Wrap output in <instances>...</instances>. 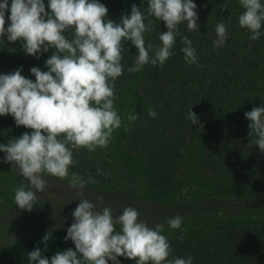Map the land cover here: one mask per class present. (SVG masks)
<instances>
[{
    "label": "clouds",
    "instance_id": "9594fccd",
    "mask_svg": "<svg viewBox=\"0 0 264 264\" xmlns=\"http://www.w3.org/2000/svg\"><path fill=\"white\" fill-rule=\"evenodd\" d=\"M239 4L244 9L238 17L239 26L251 33L250 40H257L264 25V3L239 0ZM196 8L193 0H148L146 11L133 4L130 15H122L115 23L107 19L108 9L98 0H48V11L43 0H11L10 8L8 0L0 3V37L6 36L10 43L21 41L23 51L37 59L49 48L55 49L45 61L47 71L30 69L35 82L21 75L22 67L0 74V116L10 115L16 126L32 130L0 144V152L5 154L2 162L10 164L11 170L23 178L14 194L20 210H33L38 194L48 187L45 173L62 180L68 178V186L84 196L86 185L95 181L76 173L70 175L69 168L75 163L73 150L107 148L114 131L122 126V117L114 107V82L123 74L124 42L131 41L137 50L129 72H138L149 63L162 66L172 55L180 34L178 26L186 22L189 31L200 27ZM6 11L10 12L7 28ZM150 17L163 21L167 29L159 35L161 46L151 56L153 46L146 47L144 38L152 30ZM68 32L73 33L71 39L65 35ZM215 33L213 47H223L228 38L226 26L218 23ZM181 41L185 61L200 67L192 41L186 36ZM148 115L155 117L152 108ZM244 116L249 121L248 138L264 153V104ZM138 118L137 113H130L127 121ZM188 119L192 125L200 123L191 109ZM99 200L102 202V197ZM71 215L73 223L64 240H71L75 250L59 251L49 259L36 247L27 253L29 264H120L118 257L135 264H192L194 259H169L171 247L162 234L164 225L150 227L138 219L139 212L132 207H125L114 217L111 208L97 211L96 204L80 199ZM181 224L180 215L167 220L173 230ZM51 231H46L40 241L45 251Z\"/></svg>",
    "mask_w": 264,
    "mask_h": 264
},
{
    "label": "trees",
    "instance_id": "16d2710c",
    "mask_svg": "<svg viewBox=\"0 0 264 264\" xmlns=\"http://www.w3.org/2000/svg\"><path fill=\"white\" fill-rule=\"evenodd\" d=\"M98 2L107 7V19L115 23H119L122 15H130L133 4L144 11L148 6V0ZM193 2L197 5V23L200 27L197 31H189L186 22L178 26L180 34L171 49L172 55L162 66L149 63L138 72H129L127 69L134 66L137 50L131 41L123 44V74L114 82L116 98L120 96L121 89L137 77L136 87L143 98L154 104L152 109L155 112L154 118L146 113L141 122H133L136 124L134 128L129 126L125 130V152L143 166V180L153 201L163 202L174 198L175 183L184 172L189 141L195 135L198 138L197 168L212 175L225 176L242 191L264 196V153L251 142L252 138H248L249 121L244 116L253 107L264 104L261 83L264 77V25L260 37L250 40L251 33L238 23V17L244 11L239 0ZM43 3L45 11H48V0H43ZM149 19L152 21V30L146 32L144 38L146 47L148 44L153 46L151 56L161 46L159 35L167 29L163 21L154 17ZM218 23L226 26L228 38L223 47L214 48L215 26ZM65 35L71 39L73 33ZM184 36L192 41L200 67L185 61L181 51L184 47L181 37ZM0 40V74H8L22 67L21 75L35 82L30 69L38 67L41 70L40 65H32L33 60L21 59L25 56L18 49L20 44L8 42L6 36L0 37ZM190 109L200 118L199 124H191L188 119ZM31 131L16 126L10 115L0 116V137L6 142ZM103 152L94 151L97 155L105 156ZM73 159L75 163L69 168L70 175L76 173L85 180L91 178L95 182L88 184H93L90 187L96 190L95 195L106 196L107 192H103L100 185L110 182V171L101 163L94 162L84 148L73 150ZM5 166L11 171L8 163ZM5 185L6 180L0 177V197L4 194ZM123 190L131 193L132 196H128L130 199L134 195L133 200L141 201L133 193L134 190L127 187ZM114 195L125 198L122 192ZM111 196L109 193V198ZM91 200L95 201L93 198ZM94 201L91 202L96 204V210L101 211L106 202ZM147 202L152 203L150 199ZM36 204L39 203L36 201ZM72 204H63L55 222L41 226L39 229L43 232L29 236L26 246L19 249L20 264H29L27 253L36 247L41 249L43 257L49 259L59 251L69 248L75 250L71 240L51 237L45 251V244L40 243L43 237L37 236L49 229L51 233L66 232L73 223L71 213L78 205L73 209ZM119 207L115 202L111 203L114 217L122 213ZM138 219L147 220L145 214L139 215ZM28 221H24L23 225ZM33 225L29 224L27 229L31 231ZM167 239L171 247L169 259L192 256V264H264V222H215L195 234L173 235ZM118 260L120 264H135L124 257H118ZM0 264L14 262L0 260Z\"/></svg>",
    "mask_w": 264,
    "mask_h": 264
},
{
    "label": "rangeland",
    "instance_id": "374dc122",
    "mask_svg": "<svg viewBox=\"0 0 264 264\" xmlns=\"http://www.w3.org/2000/svg\"><path fill=\"white\" fill-rule=\"evenodd\" d=\"M0 1V3L3 2V0ZM10 5L11 0H8L9 8ZM9 15L10 12L6 11V28L9 24ZM14 43L16 45L20 44L18 49L25 56V58H21L23 61L33 60L32 65L37 63L42 71H47L45 61L54 52V48H49L48 52L41 54L39 59H37L23 52L21 41L18 40ZM135 82H137V77L134 78V82L121 89L120 96L115 100L114 107L122 117L123 123L119 129L114 131L113 138L107 148H97L98 152L104 151L103 154L105 156H102V154L97 155L94 151H88L94 162L97 164L101 163L111 173L110 182L100 185L103 192H107L106 196L108 197L104 194L106 199L102 194L95 195L96 190L90 187L93 184H87L84 189V196L80 197L75 189L68 186L70 182L68 178L62 180L45 173L43 178L47 181L48 187L43 193L38 194L37 203L39 204L34 205L31 212L22 211L16 206L14 194L15 189L23 182V178L15 170L10 171V168L5 166V163L2 162L5 154L0 152V177L6 180V185L3 189L4 194L1 192L0 197V260L20 264L19 249L23 245L26 246L27 241L31 237L30 235L43 232L39 229L41 226L55 222L59 217V211L62 210L61 206L63 204L66 205L73 202L74 209L80 199L94 201L91 200L93 198L95 199L94 202H96L102 197V202H106L102 208H111V203L115 202L116 205L120 206L118 208L119 211H123L125 207H136L140 216L146 215L147 220L145 221L150 227H154L156 224L164 225L162 234L166 237L195 234L200 229L215 222L226 223L228 220L240 224L252 221L264 222L263 195L242 191L225 176L212 175L197 168V135L192 137L190 141L188 140L189 146L186 152L184 172L175 183L176 194L174 198L163 202L151 199V195L143 180V166L125 152V143L123 142L125 130L129 126H131V129L134 128L136 124L133 122H141L142 116L148 113L149 108L154 106L153 103L143 98ZM261 83L264 88V77ZM130 113H137L140 118L133 122H128L127 116ZM0 144H7V142L0 137ZM8 165L11 167L10 164ZM124 187L134 190L133 193L137 194L141 201L133 200L135 198L134 195V198L130 199L128 196L131 193L125 192L123 190ZM116 192H122L125 198L114 197ZM109 193L112 195L110 198ZM149 199L152 203L147 202ZM175 215L182 217V224L179 229L173 230L168 227L167 220ZM27 219L29 221L23 225V222ZM29 224L30 226L34 224L30 228L31 231L27 229ZM44 235L45 233L37 234L38 237H43ZM65 235L66 232H61L60 234L51 233V237L60 240H64Z\"/></svg>",
    "mask_w": 264,
    "mask_h": 264
}]
</instances>
